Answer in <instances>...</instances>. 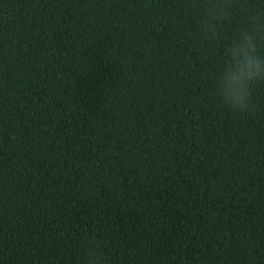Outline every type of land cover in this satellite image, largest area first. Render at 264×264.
I'll list each match as a JSON object with an SVG mask.
<instances>
[{"label": "trees", "instance_id": "trees-1", "mask_svg": "<svg viewBox=\"0 0 264 264\" xmlns=\"http://www.w3.org/2000/svg\"><path fill=\"white\" fill-rule=\"evenodd\" d=\"M194 30L185 0H0V264H264V85L220 106Z\"/></svg>", "mask_w": 264, "mask_h": 264}, {"label": "clouds", "instance_id": "clouds-1", "mask_svg": "<svg viewBox=\"0 0 264 264\" xmlns=\"http://www.w3.org/2000/svg\"><path fill=\"white\" fill-rule=\"evenodd\" d=\"M195 30L190 36L202 49L219 42L221 64L214 79L215 96L223 108L249 114L255 110L254 89L264 85V0H185ZM244 23L225 36L234 16ZM85 264H107V254L98 241H86Z\"/></svg>", "mask_w": 264, "mask_h": 264}]
</instances>
